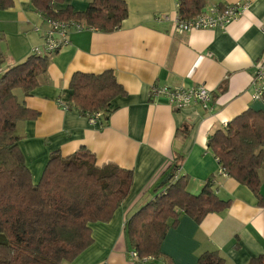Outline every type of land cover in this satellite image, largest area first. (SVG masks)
Masks as SVG:
<instances>
[{"label": "crops", "instance_id": "0c3cea01", "mask_svg": "<svg viewBox=\"0 0 264 264\" xmlns=\"http://www.w3.org/2000/svg\"><path fill=\"white\" fill-rule=\"evenodd\" d=\"M129 15L113 33L71 30L69 45L50 55L47 73L19 102L39 114L19 122V147L37 184L50 156L69 157L81 148L96 156L99 166L112 163L133 172L129 197L108 223L91 225L94 243L73 262L63 264H138L125 232L126 222L153 200L173 164L188 178L187 190L201 193L209 179L215 193L230 201L226 210L208 214L198 224L186 214L163 241L162 253L172 264H197L199 257L218 251L226 264H249L264 255V205L253 191L222 173L208 142L218 130L252 109L264 111V100L253 99L255 64L264 56V0H208L207 6L249 4V10L225 30H175L178 0H124ZM89 0H65L55 10L87 9ZM48 25L30 0H13L0 11L1 74L23 63L34 48L44 49ZM113 71L126 91L116 98L106 123L92 124L70 105V83L77 73ZM205 85L211 91L207 109L201 104L177 110L164 96L151 97L154 87ZM181 131L184 134L177 133ZM264 199V183L261 188ZM162 258L157 264L167 263Z\"/></svg>", "mask_w": 264, "mask_h": 264}, {"label": "trees", "instance_id": "16d2710c", "mask_svg": "<svg viewBox=\"0 0 264 264\" xmlns=\"http://www.w3.org/2000/svg\"><path fill=\"white\" fill-rule=\"evenodd\" d=\"M65 0H30L44 19L83 24L86 29L113 33L129 15L124 0H89L85 11L71 6L56 11ZM208 0H178V17L191 19L206 9ZM13 7V0H0V11ZM50 55L33 54L0 76V264H63L73 262L93 245L91 225L108 223L129 197L133 172L108 163L97 164L85 148L69 157L51 154L40 181L35 184L16 134L19 122L35 120L38 113L19 102L15 90L26 96L39 86L46 74ZM3 59L0 57V73ZM70 105L84 116L102 112L101 124L110 119L116 98L126 91L113 71L100 75L77 73L70 83ZM180 130L177 133L180 135ZM184 132L182 133V135ZM222 173L249 187L264 205V111L248 109L208 142ZM177 163L171 167L157 196L125 224V232L140 259L162 258L167 232L176 227L183 214L200 224L211 213L229 208L215 193L209 179L200 194L187 190L188 178L180 176ZM167 259V258H166ZM167 263L172 262L167 259ZM197 264H226L218 251L202 254ZM249 264H264V255Z\"/></svg>", "mask_w": 264, "mask_h": 264}, {"label": "built area", "instance_id": "2783aa9c", "mask_svg": "<svg viewBox=\"0 0 264 264\" xmlns=\"http://www.w3.org/2000/svg\"><path fill=\"white\" fill-rule=\"evenodd\" d=\"M249 10V4L237 3L236 5H226L224 7L211 6L206 8L197 16L184 20L177 17L174 28L179 33H188L197 30H225L231 23L239 19ZM48 25V31L44 36V49L34 48L33 54L43 56L45 54H54L62 48L69 45V33L71 30L82 31L86 27L81 23L65 22L52 19H45ZM264 31V24L262 26ZM252 87L254 89L253 99L264 100V56L255 64L252 76ZM164 96L168 103L177 110H182L192 104H201L205 109L211 102V91L205 85L195 87H154L151 90V97ZM71 106L63 105L64 110H69ZM92 124H101L103 113L97 112L89 116ZM130 257L135 262L150 263L155 261L152 257H146L143 260L139 258L137 252L130 253Z\"/></svg>", "mask_w": 264, "mask_h": 264}, {"label": "water", "instance_id": "95a60500", "mask_svg": "<svg viewBox=\"0 0 264 264\" xmlns=\"http://www.w3.org/2000/svg\"><path fill=\"white\" fill-rule=\"evenodd\" d=\"M166 181V179H164V181L163 182H165Z\"/></svg>", "mask_w": 264, "mask_h": 264}]
</instances>
